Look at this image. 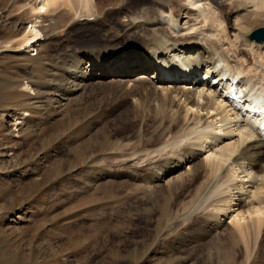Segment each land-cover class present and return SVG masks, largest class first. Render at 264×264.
<instances>
[{
    "label": "rangeland",
    "instance_id": "1",
    "mask_svg": "<svg viewBox=\"0 0 264 264\" xmlns=\"http://www.w3.org/2000/svg\"><path fill=\"white\" fill-rule=\"evenodd\" d=\"M152 1L94 0L90 15L77 4L76 9L51 7L41 15L42 37L35 49L18 50L23 31L38 17L33 0H0V264H264V231L247 261L241 243L233 244L227 235L220 241L200 238L192 220L164 229L158 216L168 195L165 181L148 185L149 168L133 167L122 155V145L137 151L153 131L151 102L133 104L134 96L121 94L103 78L88 81L84 91L74 90L66 100L42 103L46 93H59L62 83L54 73L63 61L102 49L109 56L136 50L139 39L128 29L130 15ZM184 3L175 0L171 10L183 17ZM233 19L229 16L232 24ZM259 27L264 25L252 29ZM26 83L40 97L34 99L38 103L32 99L36 95H27ZM195 238L200 240L196 248L188 243ZM217 241L229 245L217 247ZM129 247L137 259L127 258ZM230 250L231 263L224 257Z\"/></svg>",
    "mask_w": 264,
    "mask_h": 264
},
{
    "label": "bare ground",
    "instance_id": "2",
    "mask_svg": "<svg viewBox=\"0 0 264 264\" xmlns=\"http://www.w3.org/2000/svg\"><path fill=\"white\" fill-rule=\"evenodd\" d=\"M173 2L155 0L131 12L128 29L139 39L132 53L115 51L110 56L119 57L110 58L105 49L94 55L90 51L55 66L54 78L62 83L61 89L58 94V90L46 93L41 100L53 105L57 99L70 98L74 90L84 91L88 81L106 78L121 94L134 96L133 104L151 102L153 131L137 151L129 143L122 145L126 149L122 155L133 167L149 168L148 185L165 181L168 195L163 197L158 216L165 220L164 229L192 220L197 222L194 230L200 238L227 235L224 238L233 244L241 243L243 259L248 261L264 231V41L248 39L255 25H264V0H184L183 17L171 10ZM93 3L33 0L31 6L38 17L23 31L18 50L35 49L42 37L38 29L41 15L51 7L76 9L77 4L79 11L90 15ZM229 16L234 17L233 24ZM139 84L147 87L138 89ZM25 90L29 98L36 95L32 99H40L30 83ZM188 243L196 248L200 240ZM218 243L217 247L224 241ZM130 249L127 258L137 259L134 248ZM233 256L232 250L224 252L230 263Z\"/></svg>",
    "mask_w": 264,
    "mask_h": 264
},
{
    "label": "water",
    "instance_id": "3",
    "mask_svg": "<svg viewBox=\"0 0 264 264\" xmlns=\"http://www.w3.org/2000/svg\"><path fill=\"white\" fill-rule=\"evenodd\" d=\"M249 40H253L256 43H261L264 41V27L257 28L253 30L249 35H248Z\"/></svg>",
    "mask_w": 264,
    "mask_h": 264
}]
</instances>
